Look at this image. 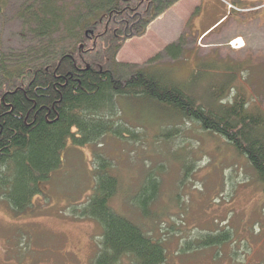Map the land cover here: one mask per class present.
<instances>
[{"label": "trees", "instance_id": "obj_1", "mask_svg": "<svg viewBox=\"0 0 264 264\" xmlns=\"http://www.w3.org/2000/svg\"><path fill=\"white\" fill-rule=\"evenodd\" d=\"M13 1L14 19L30 45L0 52V200L12 211L25 212L44 194L69 144L85 147L106 136L139 141L132 125L121 120L119 98L151 104L222 138L247 160L264 190V55L249 49L245 36L242 60L221 59L215 51L200 60L193 77L180 82L172 78L171 68L151 66L163 55L174 62L183 57L187 35L145 66L117 60L126 41L144 36L178 0H149L155 14L133 32L117 23L127 19L130 0H0V20ZM253 4L242 0L247 10L242 26L264 20V5ZM95 161L93 192L82 207L71 210L75 218L101 227L94 264H166L164 243L113 209L119 181L111 161L101 153ZM143 181L134 202L149 216L159 193L156 171L151 169ZM228 240L222 232L207 235L198 246Z\"/></svg>", "mask_w": 264, "mask_h": 264}, {"label": "rangeland", "instance_id": "obj_2", "mask_svg": "<svg viewBox=\"0 0 264 264\" xmlns=\"http://www.w3.org/2000/svg\"><path fill=\"white\" fill-rule=\"evenodd\" d=\"M209 1L214 22L221 14L225 18L204 36L207 39L200 38L203 27L177 24L178 7L156 24V36H148L147 42L160 40L156 43L160 52L171 38L176 37V42L182 35L187 37L183 57L174 62L163 55L151 67H169L172 78L184 82L194 76L200 60L212 58L215 51L221 59L242 60L246 55L242 49L229 46L242 35L249 49L264 55V20L252 19L242 26V0ZM247 1L252 3L250 7L253 3L264 5V0ZM228 3L239 10L229 11ZM14 7L13 1L5 20H0V52H18L30 45V38H22ZM149 7L154 8L153 2ZM151 14L154 11H145L146 20ZM125 44L117 57L120 62L140 58L143 52L151 54L146 42ZM118 108L122 122L132 125L139 141L106 136L85 147L69 144L62 167L53 173L44 185V194L33 200L30 209L17 214L0 200V264H94L101 227L94 220L75 218L71 210L82 207L93 192L95 156L99 153L111 161L119 181L113 209L164 243L166 264H264V190L247 160L222 138L169 117L151 104L119 98ZM167 134L170 136L165 137ZM151 169L156 171L159 193L151 215L145 216L134 199ZM222 232L227 233L228 241L198 246L207 235Z\"/></svg>", "mask_w": 264, "mask_h": 264}, {"label": "crops", "instance_id": "obj_3", "mask_svg": "<svg viewBox=\"0 0 264 264\" xmlns=\"http://www.w3.org/2000/svg\"><path fill=\"white\" fill-rule=\"evenodd\" d=\"M178 7L180 8V14L176 15L175 17V21L178 22L177 24L183 25V24H187L191 25L193 28H204L203 32L201 33L200 38H202V36L204 37L211 29H213L216 25H218L225 17L221 14L219 16H217V20L214 22V19L212 18V13H213V3H211L209 0H178V2H176L173 6H171L169 9H167L160 17H158L154 22H152L147 30H146V34L140 38H132L129 39L128 41H126L125 43L128 44V46H130V43H134L136 40H138L139 43L141 44H145V42L151 46L150 48V55L145 56V53L143 52V56L140 58H133V61H124L121 59L122 62H126L129 64H133V65H141L144 61L147 60V58H150L154 55L152 54H157L158 52H160V50H156L157 44L160 40H158V42H154V40L151 41V43H149V41L147 42V38L148 36H152V34H154V36H156V33L154 31V29L157 27V23L160 22L167 14L173 12V10ZM180 20V21H179ZM212 20V21H211ZM209 21V24H207V22ZM211 21V23H210ZM184 26V25H183ZM184 30V28H183ZM182 30V31H183ZM158 37H160V33L159 31L157 32ZM186 34V31H185ZM178 37V35H177ZM208 37L204 38L207 39ZM176 40L175 38H171V41L174 42ZM154 42V43H153ZM170 42V43H172ZM169 43V44H170ZM125 44V45H126ZM169 44H167L166 46H168ZM163 51V50H162ZM161 51V52H162ZM121 52H119L118 57L120 55ZM145 56V57H144Z\"/></svg>", "mask_w": 264, "mask_h": 264}, {"label": "flooded vegetation", "instance_id": "obj_4", "mask_svg": "<svg viewBox=\"0 0 264 264\" xmlns=\"http://www.w3.org/2000/svg\"><path fill=\"white\" fill-rule=\"evenodd\" d=\"M132 1V6L130 7L127 14V19L117 22L122 23L124 25V31L127 32L130 29V32L134 31V28L136 25H138L142 20H145L144 17L145 11H148V13H152L154 11V8L149 7V0H139V2ZM136 3V6L135 4Z\"/></svg>", "mask_w": 264, "mask_h": 264}, {"label": "built area", "instance_id": "obj_5", "mask_svg": "<svg viewBox=\"0 0 264 264\" xmlns=\"http://www.w3.org/2000/svg\"><path fill=\"white\" fill-rule=\"evenodd\" d=\"M229 9L237 10V9H235L233 6H230V5H229ZM231 45H232L233 48H239V47L242 46V44H240L238 40H236V41H234L233 43H231Z\"/></svg>", "mask_w": 264, "mask_h": 264}]
</instances>
